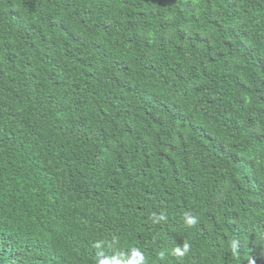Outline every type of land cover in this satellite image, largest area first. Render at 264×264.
I'll use <instances>...</instances> for the list:
<instances>
[{
	"label": "trees",
	"instance_id": "obj_1",
	"mask_svg": "<svg viewBox=\"0 0 264 264\" xmlns=\"http://www.w3.org/2000/svg\"><path fill=\"white\" fill-rule=\"evenodd\" d=\"M185 243L264 264V0H0V264Z\"/></svg>",
	"mask_w": 264,
	"mask_h": 264
},
{
	"label": "clouds",
	"instance_id": "obj_2",
	"mask_svg": "<svg viewBox=\"0 0 264 264\" xmlns=\"http://www.w3.org/2000/svg\"><path fill=\"white\" fill-rule=\"evenodd\" d=\"M186 223L189 226H194L197 223V219L193 216H186ZM97 247H99V245H97ZM136 247L127 249L129 253L121 255V257L116 256L112 262L108 259L115 254L110 253L106 257H97L96 264H143V251L141 249H135ZM188 251L189 245L187 243H185L183 247H171L165 249L164 252L159 253L155 261L150 262L149 260L147 264H173V262L176 264H182L184 261L182 257H184ZM251 264H255V261H252Z\"/></svg>",
	"mask_w": 264,
	"mask_h": 264
},
{
	"label": "bare ground",
	"instance_id": "obj_3",
	"mask_svg": "<svg viewBox=\"0 0 264 264\" xmlns=\"http://www.w3.org/2000/svg\"><path fill=\"white\" fill-rule=\"evenodd\" d=\"M169 104V103H168ZM170 108V107H169ZM102 183V182H101ZM80 241V240H79Z\"/></svg>",
	"mask_w": 264,
	"mask_h": 264
}]
</instances>
